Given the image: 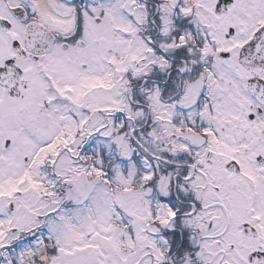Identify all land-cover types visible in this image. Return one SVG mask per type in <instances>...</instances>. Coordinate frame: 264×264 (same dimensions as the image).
<instances>
[{"label": "snow or ice", "instance_id": "obj_1", "mask_svg": "<svg viewBox=\"0 0 264 264\" xmlns=\"http://www.w3.org/2000/svg\"><path fill=\"white\" fill-rule=\"evenodd\" d=\"M0 264H264V0H0Z\"/></svg>", "mask_w": 264, "mask_h": 264}]
</instances>
